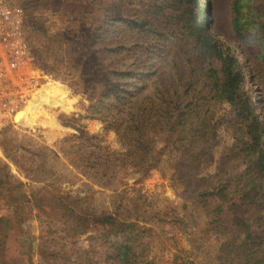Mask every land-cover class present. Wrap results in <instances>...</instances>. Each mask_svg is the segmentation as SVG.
Here are the masks:
<instances>
[{
  "label": "trees",
  "instance_id": "obj_1",
  "mask_svg": "<svg viewBox=\"0 0 264 264\" xmlns=\"http://www.w3.org/2000/svg\"><path fill=\"white\" fill-rule=\"evenodd\" d=\"M88 1L86 10L100 23L93 39L101 44L90 57L97 65L89 68L91 81L83 92L90 103L87 111L114 130L127 151H106L96 136L79 131L72 136L69 165L116 190L127 165L145 175L167 160L180 174L185 163L197 165L202 150L216 141L223 121L213 107L227 102L235 107L242 130L230 156L246 166L244 174L233 184L204 188L186 182L185 188L206 214L225 264H264V122L244 90L243 70L251 58L264 60V0H232L226 39L210 32L206 18L200 21L202 0ZM187 38L188 76L158 74L155 59L172 55ZM0 167V184L8 186V194L0 193V212H8L0 213V264H34L18 241L24 233L22 212L29 206L60 214L67 235L77 229L81 235L92 233L87 247L70 241L51 247L42 240L45 235L37 244L45 264H143L147 255L140 224L180 221L162 210L131 211L127 189L118 190L115 212L107 214H97L91 196L79 190L46 193L45 187L27 196L25 184L3 173L9 166ZM15 189L20 190L11 194Z\"/></svg>",
  "mask_w": 264,
  "mask_h": 264
},
{
  "label": "rangeland",
  "instance_id": "obj_2",
  "mask_svg": "<svg viewBox=\"0 0 264 264\" xmlns=\"http://www.w3.org/2000/svg\"><path fill=\"white\" fill-rule=\"evenodd\" d=\"M5 1L24 12L25 35L32 51L33 64L44 75V87L20 111L14 123L0 130V165L9 166L3 173L11 176L13 181L25 184L27 196L42 192L45 187L43 192L46 193H56L58 189L64 192L79 190L78 194L91 196V208L97 214L115 212L118 193L127 189V199L131 203L127 206L131 211L136 207L162 210L167 214H176L180 219L177 224H140L144 232L143 245L146 246L144 253L147 255L143 264H225L219 249L220 241L217 242L215 235L209 232L210 222L206 214L190 199L185 186L189 182L204 188L220 183L233 184L244 174L246 166L230 156L231 148L242 136L236 122L235 107L227 102L213 107L223 125L218 129L216 141L202 150L197 165L185 163L179 174L169 161L164 160L145 175L127 165L121 173V176H126L118 186L120 191L115 185L103 188L101 180L84 178L68 162L69 153L74 151L70 149L73 146L72 136L79 131L96 136L106 151H127L114 130H107L103 120L92 118L87 111L90 103L83 95L84 88L87 89L91 81L89 68L97 65V60L92 64L90 57L99 52L101 44L99 39L96 42L93 39L100 32V23L85 8L90 2ZM231 3L232 0L201 1L205 15H201L200 21L206 18L210 32L218 33L225 39L231 36ZM182 40L181 46L172 55L155 59L154 69L158 74L168 73L176 77L179 72L188 76L186 64L189 56L186 50L191 39ZM84 58L87 62L79 61ZM243 70L246 77L244 90L264 122V60L251 58ZM82 83L85 87L80 88ZM151 91L150 87L145 94ZM225 156H230V159L226 160ZM1 170L2 167L0 174ZM7 188L0 184V193L8 194ZM17 190L11 194L18 193ZM44 199L49 200V197ZM3 212L8 213H0ZM22 214L20 222L24 233L18 235V241L25 252L29 251L34 264H45L38 255L37 244L47 234L42 240L52 244L51 247L55 242L65 244L68 241L78 247L88 246L86 238L92 235L91 231L81 235L82 232L77 229L74 233L65 234L60 214L54 211L44 212L29 206Z\"/></svg>",
  "mask_w": 264,
  "mask_h": 264
},
{
  "label": "built area",
  "instance_id": "obj_3",
  "mask_svg": "<svg viewBox=\"0 0 264 264\" xmlns=\"http://www.w3.org/2000/svg\"><path fill=\"white\" fill-rule=\"evenodd\" d=\"M22 9L0 0V130L44 87V75L34 66L24 31Z\"/></svg>",
  "mask_w": 264,
  "mask_h": 264
},
{
  "label": "bare ground",
  "instance_id": "obj_4",
  "mask_svg": "<svg viewBox=\"0 0 264 264\" xmlns=\"http://www.w3.org/2000/svg\"><path fill=\"white\" fill-rule=\"evenodd\" d=\"M19 113H20V112H19ZM19 113L17 114V116L19 115ZM17 116H16V117H17ZM16 117H15V118H16Z\"/></svg>",
  "mask_w": 264,
  "mask_h": 264
}]
</instances>
